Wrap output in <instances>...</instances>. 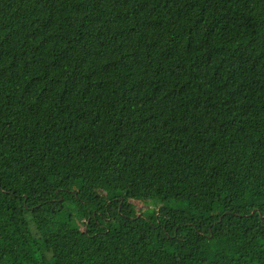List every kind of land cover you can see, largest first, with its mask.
Returning a JSON list of instances; mask_svg holds the SVG:
<instances>
[{"label": "trees", "instance_id": "obj_1", "mask_svg": "<svg viewBox=\"0 0 264 264\" xmlns=\"http://www.w3.org/2000/svg\"><path fill=\"white\" fill-rule=\"evenodd\" d=\"M0 264H264V0H0Z\"/></svg>", "mask_w": 264, "mask_h": 264}, {"label": "rangeland", "instance_id": "obj_2", "mask_svg": "<svg viewBox=\"0 0 264 264\" xmlns=\"http://www.w3.org/2000/svg\"><path fill=\"white\" fill-rule=\"evenodd\" d=\"M131 201H133L137 206H142L144 212H147V211L151 212L153 209L152 206H153L154 202L152 200H136V199H133ZM149 212H147V214H149Z\"/></svg>", "mask_w": 264, "mask_h": 264}]
</instances>
